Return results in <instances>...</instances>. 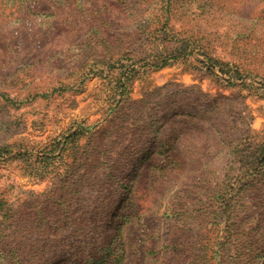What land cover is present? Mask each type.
<instances>
[{"label":"trees","instance_id":"16d2710c","mask_svg":"<svg viewBox=\"0 0 264 264\" xmlns=\"http://www.w3.org/2000/svg\"><path fill=\"white\" fill-rule=\"evenodd\" d=\"M236 1L0 0V160L48 180L16 208L0 200V264H123V227L133 219L143 264H264V132L245 123L233 96L199 86L170 83L130 98L142 68L191 55L225 89H246L252 72L226 60L225 47L264 31V0ZM152 39L163 53L138 69L137 47ZM105 73L115 105L103 121L113 141L105 143L101 122L82 121L25 146L14 127L22 106ZM146 163L148 174L160 172L150 188L154 216L133 196Z\"/></svg>","mask_w":264,"mask_h":264},{"label":"rangeland","instance_id":"374dc122","mask_svg":"<svg viewBox=\"0 0 264 264\" xmlns=\"http://www.w3.org/2000/svg\"><path fill=\"white\" fill-rule=\"evenodd\" d=\"M234 2L237 1L234 0ZM40 9L46 12L53 11L52 7L46 4L40 5ZM185 24L188 26L187 30H192V18L187 19ZM236 39L235 46L229 44L225 47L224 58L239 63L243 70L252 72V75L247 78L246 89H225L211 76L205 75L200 70L199 61L201 58L191 55L186 59L172 62L166 67L155 68V66L148 64L145 69L142 68L139 78L132 86L130 98L133 100L141 99L146 91H153L157 87H163L170 83L186 87L199 86L204 92L212 96L218 94L233 96L235 98L234 107L244 117L245 123L248 122L252 130L263 134L264 97L260 95H264V31L256 28L250 31L248 37H236ZM216 51L221 55L223 53L221 46H218ZM160 52L163 53V46L160 45L159 41L152 39L140 43L136 51V67L140 69L142 64L152 62L153 57ZM231 53L235 54L234 58H232ZM142 57L145 60L140 61ZM257 72L260 75L253 74ZM112 83V76L106 77V73L105 76L94 75L87 78L78 90L62 92L55 98L38 99L35 102L25 104L19 109L17 116H14L16 120L14 127L20 133L19 138H23L25 146L32 149L59 138L62 134L76 128L82 121H85L84 124L87 121L89 125L99 121V123L101 122L99 126L104 129L106 122L103 120H105L106 115L108 116L111 105H115V101L112 99L114 96ZM106 127L107 131L104 135L109 138L105 143L115 139V136L109 133L112 131L110 126ZM123 145L120 140L115 142L114 159ZM185 150L186 145L182 142L175 149L179 155L184 154ZM149 167L151 168L149 163H146L139 168L137 175L139 180L135 184L133 196L135 202L140 205L141 213H149L154 216L156 207L152 204L153 193H151L150 188L154 186V176L160 172L154 169L148 174ZM172 168L171 166L170 170ZM47 187L48 180H39L34 177L25 163L18 162L16 159L0 160V200L6 199L16 208L27 196L32 193L43 192ZM260 209L263 211L262 208ZM123 235L126 248V258L123 264H143L145 262L144 236L135 219L124 225Z\"/></svg>","mask_w":264,"mask_h":264}]
</instances>
